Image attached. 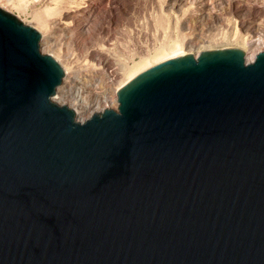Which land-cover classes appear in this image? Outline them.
Masks as SVG:
<instances>
[{"label": "water", "instance_id": "water-1", "mask_svg": "<svg viewBox=\"0 0 264 264\" xmlns=\"http://www.w3.org/2000/svg\"><path fill=\"white\" fill-rule=\"evenodd\" d=\"M0 9V264H264V49L180 51L82 122Z\"/></svg>", "mask_w": 264, "mask_h": 264}, {"label": "rangeland", "instance_id": "rangeland-1", "mask_svg": "<svg viewBox=\"0 0 264 264\" xmlns=\"http://www.w3.org/2000/svg\"><path fill=\"white\" fill-rule=\"evenodd\" d=\"M74 1L73 0L31 1L30 0L24 8V7H21V5H19V2L17 0H11V1L0 0V8L7 11L10 14H12L13 16H15L22 23L33 27L36 31H39L40 34L42 33L41 35H45V37L46 36L50 37V39L54 38L52 41L48 39V41L47 40L44 41L45 43L40 42V50L43 54H50V55L53 54L52 56L55 55V57L57 59L55 57L54 58L56 60L59 59L58 62H62V63L68 62V64L70 63L69 66L71 67V69H69V71H68V74H69L68 76L76 75L79 77V79H78L79 83L76 84L77 86H82V84L94 82V79L97 77L98 73H100L102 71V70H100V68L102 67V64H101L102 63L101 62L102 56L101 55H103L105 57L108 55L107 57L109 58V60L113 61V63L111 62V67H112L111 69L118 70V69H120V67L121 68H127L128 66L132 65L133 62H137L141 56H144L146 54H151L155 50L154 47L158 48V46L163 44L165 40L172 41L171 39L174 36H175L174 38H176V37L183 38L186 36V38H183L184 41H187L188 38H193L196 40L197 39L196 37H198L197 40H199V42L201 41L200 42L201 44L203 42V44L206 43V45L208 46V43H209V47H207L205 49L202 48L203 50L201 49V51H196L197 49H194L193 51H191L192 56H195L197 53V55L195 56V57H197L203 53H206V52L213 50V49H216V48L226 47V46L229 47L230 46L229 43H233L231 40L232 37H234V36H237L239 38L244 37L246 30L244 27H242L243 23L252 22L254 20H256V21L259 20V22H260V20L262 18L264 19V15H262L263 11L259 10L257 7L259 4L264 5V3H263L264 0L263 1L262 0H222V1L221 0H218V1L215 0L218 5L220 3V5L218 7L220 9H222L221 14H220V15H222L221 16L222 17V23L221 24H218V23L215 24L214 23L215 24L214 30H217V31L219 30V32H220V36H219V33L217 31H214V30H212L211 32L214 34H216V33H218V34L214 35L211 32L209 33L206 30V25L204 23L202 25H203V27L205 26V28L201 27L200 26L201 24L198 25V22H197L198 18L197 19L195 18V16H197V15L192 14V12L197 13L196 12L197 6H195L196 4L193 3L194 0H192V5L194 4L193 5L194 7L191 5V0H186V1L187 2L190 1L188 3H190V5L192 7L189 4H185L187 2L184 1L185 2L184 3L185 8H183V9H185L186 12H184V10H183V12H184V14L182 13L183 15L182 14L180 15V12H176V9H174L175 7L173 9L169 10L170 2H168V4H167V0H165V3H164V0H159V1L158 0H74ZM168 1H171V0H168ZM255 2H256V4H255ZM73 3H76L75 6ZM237 4L240 6H238ZM165 5H167V6H165ZM167 7H168L169 11H163L165 9L167 10ZM195 7H196V9H195ZM236 7H239V8H236ZM240 7L243 10H240L241 9ZM46 8H50L51 11L45 12ZM90 8H95V10H94L95 12H92V16H93L91 18L92 22L90 21V23H89V24H91V23L92 24L91 25L88 24V27H89L88 30L82 31V30H84V29L81 30L82 19L84 17L82 16L81 19L77 18L79 21L77 19L75 20L76 14L77 15H81V14L86 15V12L88 13L89 12L88 10H90ZM248 8H250V9H248ZM187 9L188 10L190 9L189 12L187 11ZM171 11H172V13L173 12H175V13H173V15H169V14H172V13H169ZM258 12L261 14L259 15ZM155 13L157 15H155ZM158 13H159V15H158ZM187 14H188V16H186ZM189 15H190V17H189ZM184 16H185V18H184ZM187 18H189V19H187ZM249 18L250 19L252 18L251 19L252 21L249 20ZM253 18H254V20H253ZM157 20H159L161 22L156 23ZM190 20L192 23L190 22ZM193 20H194V23L196 26L193 25L194 24ZM223 20L226 24H224ZM244 20H246V21H244ZM75 21H76V24H75ZM79 22H81V23H79ZM205 23H206V21H205ZM186 24H188V26H189V24H192V25L189 26V29H185L184 25H186ZM78 25H80V26H78ZM219 25H222V26H219ZM199 27L201 30L198 29ZM194 28H197V30L195 29V31L199 30V33L197 32L198 34L194 31ZM220 29H222L225 32H223ZM243 29L245 30V32L243 31ZM185 30L188 31L189 33L186 32ZM204 32H205V34H203ZM206 32H208V33H206ZM177 33L179 36L177 35ZM200 33H202V35L207 36V40H210V41H206L205 36H202ZM222 33H224L223 34L224 36L222 35ZM207 34L209 35V37L212 36L211 38H213V40L209 39ZM210 34H211V36H210ZM221 35L223 36V38ZM246 36H247V33H246L245 37ZM249 36H250V34H249ZM202 37H203V39L204 38L205 39L200 40V39H202ZM253 37L255 38V36H252V38ZM230 40H231V42H229ZM211 41H212V43H211ZM41 46H42V48H41ZM99 46L101 47V49L98 48ZM102 48H104V49H102ZM258 48H260V50L264 49V39L261 43H259ZM97 51H99V52H97ZM201 52H203V53H201ZM250 54H252V53L249 52V55ZM99 57H101V58H99ZM111 77H113L114 78L113 80H115V81H113V80H111L112 82L106 81V84H105L106 89H112V88L116 87L118 84L117 82H119V79L121 80V78H122V76H120V75L119 76L117 75L116 77H115V75H113ZM80 83H82V84H80ZM97 86H99V85H97ZM105 86L100 84L99 87L101 89H104ZM59 93H57V91H56V93L54 95L55 99H53V100L54 101L56 100L55 102L57 103L58 102L57 99H58L59 100L58 104L64 103V105L69 106L76 113L75 107L71 106L70 102H68L67 100L62 98L61 92H59ZM111 96L114 99V95L111 94ZM91 97H92V95H90L87 99H89ZM114 101L113 102L108 101L106 103L105 107L101 104L99 109H97V111H95V112H100L105 108H111V109L115 110L117 103L115 104ZM85 119H83V120H85ZM77 120L81 121V118L80 119L77 118Z\"/></svg>", "mask_w": 264, "mask_h": 264}, {"label": "bare ground", "instance_id": "bare-ground-1", "mask_svg": "<svg viewBox=\"0 0 264 264\" xmlns=\"http://www.w3.org/2000/svg\"><path fill=\"white\" fill-rule=\"evenodd\" d=\"M7 1H11V0H7ZM18 2H19V5H21V7H24L25 8V6L27 5V3L30 1V0H17ZM31 1H39V0H31ZM56 1V0H55ZM74 1V0H73ZM159 1V0H158ZM184 1H186V0H171V1H168L167 0V4H168V2H170V6H169V10L170 9H173L174 7V9H176V12H180V15L183 13L184 14V12H186L185 11V9H183V8H185L184 7ZM218 1V0H217ZM222 1V0H221ZM263 1V0H262ZM75 2V1H74ZM187 2V1H186ZM188 2H190V1H188ZM185 3V4H189L190 5V3ZM260 2V1H259ZM84 3V2H83ZM164 3H165V0H164ZM177 3V4H176ZM193 3H195L196 5L195 6H197V9H196V7H195V9H196V12L197 13H195V12H192V14H194V15H197V16H195V18L198 20H196L197 22H198V25H200L201 27H203V23L206 25V30L210 33L212 30H214L215 28H214V25L215 24H221L222 23V15H220L221 14V10L222 9H220L218 6L220 5V3H219V5L217 4V2L215 1V0H194V2ZM244 3V2H243ZM262 3V2H261ZM264 3V2H263ZM72 4V3H71ZM74 4V6H75V4L76 3H73ZM78 4V3H77ZM97 4V3H96ZM241 4V3H240ZM255 4H256V2H255ZM259 4V3H258ZM257 4V5H258ZM49 5V4H48ZM70 5V4H69ZM191 5H192V0H191ZM190 5V6H191ZM194 5V4H193ZM192 5V6H193ZM238 5V4H237ZM58 6V5H57ZM78 6V5H77ZM76 6V7H77ZM84 6V5H83ZM98 6V5H97ZM157 6V5H156ZM155 6V7H156ZM165 6H167V5H165ZM186 6V5H185ZM189 6V7H190ZM191 6V7H192ZM238 6H240V5H238ZM242 6V5H241ZM79 7V6H78ZM94 7V6H93ZM100 7V6H99ZM98 7V8H99ZM164 7V6H163ZM162 7V8H163ZM177 7V8H176ZM188 7V6H187ZM194 7V6H193ZM223 7V6H222ZM258 9L259 10H262L263 11V14L262 15H264V5L263 4H259L258 6ZM51 8V7H50ZM50 8H46V10H45V12H50L51 11V9ZM89 8V7H88ZM97 8V7H96ZM161 8V7H160ZM235 8V7H234ZM236 8H239V7H236ZM241 8V7H240ZM246 8V7H245ZM244 8V9H245ZM1 9V8H0ZM157 9V8H156ZM248 9H250V8H248ZM257 9V10H258ZM3 10V9H2ZM66 10V9H65ZM73 10V9H72ZM83 10V9H82ZM95 10V8H90V10H88L89 12L87 13L86 12V15L84 14V15H82L81 13V15H77L76 14V17H75V20L77 19V18H80L81 19V17L83 16L84 18L82 19V28H81V30L82 29H84V30H82V31H85V30H88V24L90 23V21H91V18L93 17L92 16V12H95L94 11ZM168 10V7H167V10L165 9V10H163V11H169ZM183 10H184V12H183ZM190 10V9H189ZM189 10L187 9V11L189 12ZM192 10V9H191ZM240 10H243L242 8L240 9ZM5 11V10H4ZM154 11V10H153ZM194 11V10H193ZM7 12V11H6ZM190 12V13H191ZM240 12V11H239ZM242 12V11H241ZM77 13V12H76ZM163 13V12H162ZM168 13V12H167ZM169 13H172V11L171 12H169ZM173 13H175V12H173ZM173 13L172 14H169V15H173ZM259 13V12H258ZM38 14V13H37ZM63 14V13H62ZM75 14V13H74ZM94 14V13H93ZM182 14V15H183ZM191 14V15H192ZM244 14V13H243ZM261 13H259V15H260ZM95 15V14H94ZM154 15V14H153ZM155 15H157L156 13H155ZM158 15H159V13H158ZM64 16V15H63ZM62 16V17H63ZM66 16V15H65ZM69 16V15H68ZM97 16V15H96ZM186 16H188V14L186 15ZM225 16V15H224ZM223 16V17H224ZM67 17V16H66ZM73 17V16H72ZM71 17V18H72ZM176 17V16H175ZM174 17V18H175ZM179 17V16H178ZM181 17V16H180ZM189 17H190V15H189ZM74 18V17H73ZM155 18V17H154ZM184 18H185V16H184ZM192 18V17H191ZM194 18V17H193ZM61 19V18H60ZM66 19V18H65ZM64 19V20H65ZM68 19V18H67ZM70 19V18H69ZM176 19V18H175ZM181 19V18H180ZM187 19H189V18H187ZM246 19V18H245ZM252 19V18H251ZM250 18H249V20H251ZM261 19V18H260ZM263 19V18H262ZM261 19V20H262ZM62 20V19H61ZM78 20V19H77ZM177 20V19H176ZM248 20V19H247ZM253 20H254V18H253ZM260 20V22H259V20L258 21H256V20H254V21H252V22H247V23H243L242 24V27H244L245 28V30H246V33H247V36L245 37V35H246V33H245V35H244V37H237V36H234V37H232V42L233 43H229L230 44V46L229 47H236V48H238V49H240L242 52H243V59H244V62L245 63H248V62H251L253 59H254V57L256 56V54L260 51V48H258V45H259V43H261L262 41H263V39H264V19L261 21ZM74 21V20H73ZM79 21V20H78ZM195 21V22H196ZM205 21H206V23H205ZM227 21V20H226ZM243 21V20H242ZM244 21H246V20H244ZM92 22V21H91ZM159 22H161V21H159V20H157L156 21V23H159ZM164 22V21H163ZM167 22V21H166ZM188 22V21H187ZM190 22H191V20H190ZM220 22V23H219ZM223 22H224V20H223ZM69 23V22H68ZM73 23V22H72ZM79 23H81V22H79ZM177 23V22H176ZM192 23V22H191ZM193 23H194V20H193ZM215 23V24H214ZM64 24V23H63ZM75 24H76V21H75ZM92 24V23H91ZM91 24H89V25H91ZM224 24H226L225 22H224ZM51 25V24H50ZM190 25H192V24H189V26ZM193 25H195V23L193 24ZM223 25V24H222ZM222 25H219V26H222ZM78 26H80V25H78ZM93 26V25H92ZM133 26V25H132ZM158 26V25H157ZM156 26V27H157ZM183 26V25H182ZM185 26V29H189V26H188V24H186V25H184ZM183 26V27H184ZM196 26V25H195ZM217 26V25H216ZM218 26V27H219ZM73 27V26H72ZM192 28V27H191ZM203 28H205V26L203 27ZM220 28V27H219ZM195 29L197 30V28H194V31H195ZM199 30H201L200 29V27L198 28ZM217 29V28H216ZM225 29V28H224ZM135 30V29H134ZM191 30V29H190ZM199 30L198 31H195L196 33L198 32L199 33ZM220 30H222V29H220ZM245 30L243 29V31L245 32ZM130 31V30H129ZM186 31V30H185ZM184 31V32H185ZM205 31V30H204ZM214 31H217V30H214ZM223 31V30H222ZM38 32V34H39V38H38V49H39V51L41 52V50H40V42L41 43H43L45 40H47L48 41V39L49 40H53V39H50V37H45V35H41L40 33H39V31H37ZM41 32V31H40ZM186 32H188V31H186ZM203 32V31H202ZM208 32H206V33H208ZM218 33H219V36H220V32H219V30L217 31ZM223 32H225V31H223ZM229 32V31H228ZM189 33V32H188ZM197 33V34H198ZM212 33V32H211ZM218 33H216V34H218ZM230 33V32H229ZM234 33V32H233ZM237 33V32H236ZM185 34V33H184ZM187 34V33H186ZM194 34V33H193ZM201 35H202V33H200ZM199 34V35H200ZM203 34H205V32L203 33ZM212 34H214V33H212ZM216 34H214V35H216ZM224 33H222V35H223ZM249 34H250V36L252 35V36H255V38L253 37L252 38V36L250 37L249 36ZM177 35H178V33H177ZM189 35V34H188ZM192 35V34H191ZM208 35V34H207ZM221 35V36H222ZM51 36V35H50ZM179 36V35H178ZM195 36V35H194ZM197 36V35H196ZM202 36H205V35H202ZM210 36H211V34H210ZM224 36V35H223ZM223 36H222V38H223ZM229 36V35H228ZM117 37V36H116ZM173 37V36H172ZM175 37V36H174ZM173 37V38H174ZM189 37V36H188ZM187 37V38H188ZM192 37V36H191ZM208 37H209V35H208ZM212 37V36H211ZM211 37H209V39H212L213 40V38H211ZM218 37V36H217ZM216 37V38H217ZM231 37V36H230ZM132 38V37H131ZM171 39L172 41H170V40H165L164 41V43L163 44H161L160 46H158V48L156 47H154V51L151 53V54H146V55H144V56H141L140 57V59L137 61V62H133V64L132 65H130V66H128L127 68H121L120 67V69H118V70H115V69H111L112 67H111V62L113 63V61H110L109 60V58L106 56H103V55H101L102 56V58L101 57H99V58H101V64H102V67L100 68V70H102L100 73H98V75H97V77L94 79V82L93 83H85V84H82V83H80V84H82V86H77L76 84L77 83H79V77L78 76H76V75H71V76H68L69 74H68V71H69V69H71V67L69 66V64H68V62L67 63H62V62H58L59 61V59L58 60H56L57 58L55 57V55L54 56H52V55H50V54H48V55H50L58 64H59V66H60V68H61V70H62V75H61V79H60V83L55 87V90H54V94H53V96L51 97V100L54 102V103H56L53 99H55V97H54V95H55V93H56V91H57V93H59V92H61V95H62V98L63 99H65V100H67L68 102H70V105L71 106H74L75 107V109H76V113H75V111L72 109V108H70L69 106H67V105H65V106H67V107H69L70 109H72L73 110V113H74V119L76 120V121H78L77 120V118L78 119H80L81 118V121H78V122H82V121H84L83 119H85V118H88L91 114H93V113H98V112H95V111H97V109H99V107H100V105L102 104L104 107H105V105H106V103L108 102V101H111V102H113L114 100V103L116 104L117 103V101H116V99H117V96H118V94L120 93V91L128 84V83H130L139 73H141L143 70H145L146 68H148V67H150V66H152V65H154V64H156V63H158V62H161L163 59H165L166 57H168V56H171V55H173V54H175V53H177V52H181V53H192L191 51H193L194 49H197L196 51H201V49L203 48V49H205V48H207V47H209V43H208V46L206 45V43L205 44H203V42H202V44L199 42V40H197L198 39V37H196L197 39L195 40V39H193V38H188L187 39V41H184L183 40V38H186V36L185 37H183V38H178V37H176V38H174V39ZM205 38H206V41H210V40H207V36H205ZM204 38V39H205ZM220 38V37H219ZM221 38V39H222ZM225 38V37H224ZM203 39V37H202V39H200V40H204ZM215 39V38H214ZM220 39V40H221ZM116 40V39H115ZM186 40V39H185ZM231 40L229 41V42H231ZM55 42V41H54ZM128 42V41H127ZM215 42V41H214ZM45 43V42H44ZM48 43V42H47ZM99 43V42H98ZM161 43V42H160ZM200 43V44H199ZM211 43H212V41H211ZM210 43V44H211ZM226 43V42H225ZM48 45V44H47ZM211 46V45H210ZM224 46V45H223ZM212 47V46H211ZM227 47V46H226ZM41 48H42V46H41ZM97 48V47H96ZM98 48H100L101 49V47L99 46ZM102 49H104V48H102ZM200 49V50H199ZM202 49V50H203ZM209 49V48H208ZM106 50V49H105ZM195 51V52H196ZM97 52H99V51H97ZM96 52V53H97ZM108 52V51H107ZM249 52L250 53H252V54H250L249 55ZM42 53V52H41ZM56 53V52H55ZM54 53V54H55ZM102 53V52H101ZM199 53V52H198ZM201 53H203V52H201ZM106 54V53H105ZM104 54V55H105ZM200 54V53H199ZM198 54V55H199ZM204 54V53H203ZM57 55V54H56ZM114 55V54H113ZM196 55H197V53H196ZM195 55V56H196ZM202 55V54H201ZM115 56V55H114ZM117 56V55H116ZM195 56H193V57H195ZM56 59H55V58ZM61 60V59H60ZM65 60V59H64ZM112 60V59H111ZM117 64V63H116ZM114 65V64H113ZM75 66V65H74ZM83 66V65H82ZM125 66V65H124ZM73 67V66H72ZM88 67V66H87ZM96 68V67H95ZM94 68V69H95ZM114 68V67H113ZM73 69V68H72ZM92 69V68H91ZM93 71V70H92ZM74 74V73H73ZM95 75V76H96ZM113 75H115V77L118 75H120V76H122V78H121V80L119 79V82H117L118 84H117V86L116 87H114V88H112V89H106V86H105V84H106V81H111V80H113L114 78L113 77H111V76H113ZM89 78V77H88ZM120 78V77H119ZM108 79V80H107ZM88 80V79H87ZM113 81H115V80H113ZM81 82V81H80ZM89 82V81H88ZM112 82V81H111ZM100 84H102V85H104L105 86V88L104 89H101L99 86H100ZM113 84V83H112ZM97 85H99V86H97ZM108 85V84H107ZM60 94V93H59ZM111 94L112 95H114V99L112 98V96H111ZM90 95H92V97L91 98H89V99H87ZM54 97V98H53ZM57 101L59 102V100L57 99ZM58 102L56 103V104H58ZM59 105H64V103H62V104H59ZM77 114V115H76ZM77 116V117H76Z\"/></svg>", "mask_w": 264, "mask_h": 264}]
</instances>
